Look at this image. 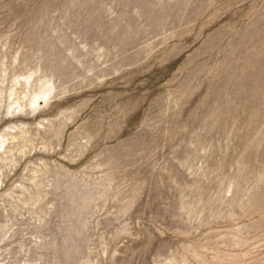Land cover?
I'll return each instance as SVG.
<instances>
[{
  "label": "rangeland",
  "instance_id": "obj_1",
  "mask_svg": "<svg viewBox=\"0 0 264 264\" xmlns=\"http://www.w3.org/2000/svg\"><path fill=\"white\" fill-rule=\"evenodd\" d=\"M0 264H264V0H0Z\"/></svg>",
  "mask_w": 264,
  "mask_h": 264
},
{
  "label": "bare ground",
  "instance_id": "obj_2",
  "mask_svg": "<svg viewBox=\"0 0 264 264\" xmlns=\"http://www.w3.org/2000/svg\"><path fill=\"white\" fill-rule=\"evenodd\" d=\"M44 96H45V94L42 95V97H44ZM37 99H38V98H37ZM37 99H36V101H37Z\"/></svg>",
  "mask_w": 264,
  "mask_h": 264
}]
</instances>
